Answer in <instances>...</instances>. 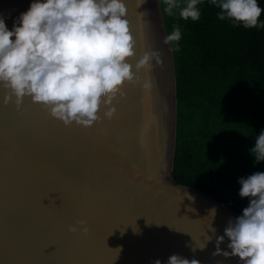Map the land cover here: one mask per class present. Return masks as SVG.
<instances>
[{
  "label": "water",
  "instance_id": "1",
  "mask_svg": "<svg viewBox=\"0 0 264 264\" xmlns=\"http://www.w3.org/2000/svg\"><path fill=\"white\" fill-rule=\"evenodd\" d=\"M126 2L136 59L156 50L160 62L143 74L150 91L124 84L111 119L101 112L103 124L92 129L66 127L30 97L20 110L4 104L0 88V264H153L173 253L200 264H238L213 252L216 236L240 214L172 176L176 79L161 2ZM29 4L0 0L9 28ZM80 220L87 234L71 231ZM207 234L212 240L201 249Z\"/></svg>",
  "mask_w": 264,
  "mask_h": 264
},
{
  "label": "clouds",
  "instance_id": "2",
  "mask_svg": "<svg viewBox=\"0 0 264 264\" xmlns=\"http://www.w3.org/2000/svg\"><path fill=\"white\" fill-rule=\"evenodd\" d=\"M147 0H138L143 5ZM169 16L198 21L203 0H163ZM220 11V20L228 19L244 28L264 27V12L258 0H209ZM126 0H30L28 8L13 17L11 28L0 13V88L3 102L17 106L24 97L40 103L51 116L66 127L92 129L103 118L117 112L113 103L124 97L125 83L140 84L150 91L152 80L145 79L160 55L145 50L136 59L137 41L127 18ZM179 23L167 33L165 44L178 50ZM133 60L135 62L133 63ZM255 162L264 161V129L250 149ZM239 195L248 198L242 214L230 217L223 235H217L213 255L237 257L238 264H264V171L239 178ZM215 208H213V214ZM78 225L82 227H78ZM72 232L87 234L86 221L71 227ZM212 233L216 229L212 228ZM228 238L226 249L220 247ZM212 236L206 235L199 248ZM153 264H200L180 254Z\"/></svg>",
  "mask_w": 264,
  "mask_h": 264
},
{
  "label": "trees",
  "instance_id": "3",
  "mask_svg": "<svg viewBox=\"0 0 264 264\" xmlns=\"http://www.w3.org/2000/svg\"><path fill=\"white\" fill-rule=\"evenodd\" d=\"M167 33L181 28L173 51L176 79V140L172 176L175 182L204 191L242 214L249 203L239 195V178L264 171L250 163L218 157L213 144L219 130L241 128L245 107L264 108V27L244 28L220 20L216 6L203 0L198 21L169 16L160 0ZM264 8V0H258ZM261 20H264L262 12ZM236 139L226 142L232 148ZM226 149L218 152L234 154Z\"/></svg>",
  "mask_w": 264,
  "mask_h": 264
},
{
  "label": "crops",
  "instance_id": "4",
  "mask_svg": "<svg viewBox=\"0 0 264 264\" xmlns=\"http://www.w3.org/2000/svg\"><path fill=\"white\" fill-rule=\"evenodd\" d=\"M239 122L242 127L237 128L235 130H228L221 127L219 130L220 137L213 138V144L215 148V155L218 154V157L227 158L226 160L237 162V163H250L253 165H257L258 167L263 166L264 161H260L258 163L255 162V156L251 153L250 149L255 144L256 135L264 129V108L257 107H245L243 113L239 115ZM232 140H237L235 145L230 148L226 142H230ZM234 151V154H224L223 149H229Z\"/></svg>",
  "mask_w": 264,
  "mask_h": 264
},
{
  "label": "snow or ice",
  "instance_id": "5",
  "mask_svg": "<svg viewBox=\"0 0 264 264\" xmlns=\"http://www.w3.org/2000/svg\"><path fill=\"white\" fill-rule=\"evenodd\" d=\"M125 95H126V93H125ZM31 102H32V100H31ZM117 103H119V101L117 100ZM21 104H22V102L17 106L16 104H15V107H16V109L17 110H20L21 109ZM41 108L43 107V106H40ZM101 124H103V121L101 120ZM69 129H71V128H69ZM81 131H84V130H82V129H80ZM94 129L92 130V131H88L87 133L91 136V135H93V133H94ZM51 246V245H50Z\"/></svg>",
  "mask_w": 264,
  "mask_h": 264
},
{
  "label": "rangeland",
  "instance_id": "6",
  "mask_svg": "<svg viewBox=\"0 0 264 264\" xmlns=\"http://www.w3.org/2000/svg\"><path fill=\"white\" fill-rule=\"evenodd\" d=\"M164 20V19H163Z\"/></svg>",
  "mask_w": 264,
  "mask_h": 264
}]
</instances>
